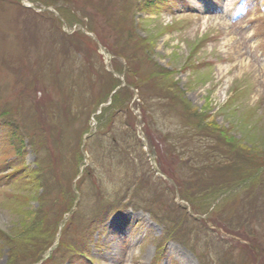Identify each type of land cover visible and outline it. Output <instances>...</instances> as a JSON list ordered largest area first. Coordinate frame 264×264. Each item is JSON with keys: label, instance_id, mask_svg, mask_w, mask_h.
Segmentation results:
<instances>
[{"label": "rangeland", "instance_id": "rangeland-1", "mask_svg": "<svg viewBox=\"0 0 264 264\" xmlns=\"http://www.w3.org/2000/svg\"><path fill=\"white\" fill-rule=\"evenodd\" d=\"M258 1L0 0V264H264Z\"/></svg>", "mask_w": 264, "mask_h": 264}, {"label": "trees", "instance_id": "trees-1", "mask_svg": "<svg viewBox=\"0 0 264 264\" xmlns=\"http://www.w3.org/2000/svg\"><path fill=\"white\" fill-rule=\"evenodd\" d=\"M22 10H25L24 8H21ZM61 13L63 14V15H65V12H63V11H61ZM41 15V14H40ZM38 18H39V16H38ZM47 37H48V35H46ZM61 36L62 37H65L66 39H70V38H72L73 36L71 35H66L65 33H61ZM41 37V36H40ZM40 45H38V47H39ZM111 85V84H110ZM107 85V87L104 89L105 91V93L103 94V92H102V95L100 96V97H98L97 99H96V101H95V104L94 105H92V108L94 109V110H91V113H93V112H96V110L98 109L97 107H98V105L99 104H101V103H103V102H105L106 100H107V98L108 97H111V101H110V103L107 105V107H106V109H103L102 111H101V113H103V114H107V112H111V111H113V112H118V109H121V107H123V108H126V110H127V112L129 113V108H128V105H129V102L131 101V99H132V92H131V90H130V85H128V86H126L125 87V89L123 90V91H125V104L123 105V104H121V106H118V104H119V98H120V96H118L119 94H120V92H121V89H117L115 92H113L116 88H115V86L114 85ZM172 86H174V84H172ZM70 88H73V87H70ZM115 88V89H114ZM169 89L170 87H165V89ZM123 89V88H122ZM113 92V94L112 95H110L111 93ZM166 92V91H165ZM173 93V90L172 91H170V92H166V93H161V94H163V95H168V94H172ZM122 94H123V92H122ZM182 96V95H181ZM174 97L175 98H177L178 99V95L176 94H174ZM166 98V97H165ZM168 98H169V96H168ZM171 98V97H170ZM123 102V103H124ZM166 103L168 102V100L166 99V101H165ZM183 102H185L184 100L182 101V102H179L180 104H182L183 105ZM169 103H171V102H169ZM91 104V103H90ZM186 106V105H185ZM125 110V111H126ZM100 118V116L99 117H97V119H99ZM68 127V126H67ZM22 130H25V128H23ZM22 130H20V129H16V126H14L13 127V134L16 136V139L15 138H13L12 139V142H14V139H15V143L16 144H19V145H24L23 144V137H24V135H26V134H23V133H20V132H22ZM85 131V129L84 130H81L80 132L79 131H77V133L76 134H78V138H80L81 137V132H84ZM196 134V133H195ZM18 135V136H17ZM197 135H198V133H197ZM225 135V134H224ZM227 136H228V133L226 134ZM224 136V138H225V140L227 141V142H232V143H234V144H236L237 142L236 141H234L233 139H232V141H231V139L229 138L228 140L226 139L227 138V136ZM189 140H191L190 139V137H189ZM30 142H31V144H33V143H39L40 145H41V147H44L45 146V143H43L42 142V140L39 138L38 140H37V134L36 133H34V136L32 137V138H30ZM223 144L225 145V147L223 146L222 147V150H224L226 153L227 152H229V150L227 149V147H226V142H223ZM219 148H214V149H212V153L213 154H215V152H216V150H218ZM220 150V149H219ZM240 152V151H239ZM211 153V154H212ZM223 153V152H222ZM219 155H221V156H224L225 157V154L223 153V154H219L218 153V155L217 156H215V155H212L211 156V158L208 160V154H205V157H206V159L205 160H202V162L201 161H199L202 165H201V167H204L205 169H206V171L208 172H210L211 174H213V175H215V177L217 178L218 176H220V175H223L224 174V172H226L225 174H227V177L228 176H233V178H234V176H235V174H236V176H237V174L240 172H245V174L241 177V178H249V177H251V176H253L258 170H260V169H262V167H264V161H262V163H258V164H255V165H253L254 167L253 168H251V169H249V166H248V163H247V161L244 159V158H242L243 160H244V162H245V164H246V166H248V169L246 170V171H243V169L242 168H240V166H239V161L237 160V159H230L229 161H226V162H224V161H222V159H220L219 158ZM192 160H194V159H192ZM242 161V160H241ZM197 162V161H196ZM210 173H208V175L210 174ZM235 176V177H236ZM190 177L191 178H195V179H197L198 181H203V179H201V177H198V178H196V176H195V171H192L191 172V174H190ZM239 177V176H238ZM192 180V179H191ZM264 178H263V180H262V184H264ZM175 210V212L176 213H178V216H175L174 218L171 216V215H168V218L167 217H164V220H167L168 219V223H169V225H168V227H169V229H168V231H170L171 229H172V227L175 225V224H178V222H180L181 220H182V215H181V213L180 212H182V209H180V208H177V209H174ZM108 212V211H107ZM171 213V212H170ZM105 216L106 217H108L107 216V213H106V211H105ZM169 220H170V222H169ZM171 233V232H170ZM169 235H172V234H169ZM179 236V235H178ZM178 236H176V237H178Z\"/></svg>", "mask_w": 264, "mask_h": 264}]
</instances>
